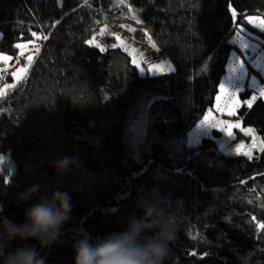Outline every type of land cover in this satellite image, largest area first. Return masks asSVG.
Masks as SVG:
<instances>
[{"label": "trees", "instance_id": "trees-1", "mask_svg": "<svg viewBox=\"0 0 264 264\" xmlns=\"http://www.w3.org/2000/svg\"><path fill=\"white\" fill-rule=\"evenodd\" d=\"M249 15L264 19V0H0V52L40 44L0 95V217L21 223L54 189L73 206L58 241L43 250L31 239L2 241L0 264L25 244L45 264H73L76 240L123 231L143 215L142 200L177 225L164 264H264V97L239 108L242 126L227 138L249 143L254 127L263 147L252 155L221 150L217 131L189 143L232 50L242 53L230 41L235 30L264 40ZM121 17L149 22L175 69L142 75L122 47L90 43L100 23ZM65 156L78 166L58 175L51 161ZM33 185L38 192L21 201Z\"/></svg>", "mask_w": 264, "mask_h": 264}, {"label": "rangeland", "instance_id": "rangeland-1", "mask_svg": "<svg viewBox=\"0 0 264 264\" xmlns=\"http://www.w3.org/2000/svg\"><path fill=\"white\" fill-rule=\"evenodd\" d=\"M253 20L251 23L258 27L264 19L257 15H249ZM242 53L232 50L226 66V73L220 85L224 84L223 91L219 87L214 105L207 111L204 118L192 129L189 134V143L197 144L205 136L216 138V131L219 133L218 145L221 150L228 153H243L252 155L255 150L263 147V140L254 127H247L246 131L251 135L249 143H232L227 138L229 132L235 127L242 126V120L238 116L241 106L253 102L261 96L264 90V83L255 73L258 71L264 77V40L247 27L239 25L230 39ZM90 43L102 49L120 46L132 57V61L138 66L142 75H155L169 72L175 69V64L166 52V46L161 44L155 36L153 26L147 21H137L127 17L116 19H105L96 29ZM18 55H11L0 52V95L6 93L28 70V57L34 58L40 44L35 40L23 41ZM248 45V47H245ZM23 53V55L21 54ZM235 53V55H233ZM4 57H10L5 60ZM33 60V59H32ZM244 64L248 75L241 81L238 65ZM237 68L236 72L232 69ZM24 69L23 72L20 70ZM15 73L16 75H13ZM257 78L256 88H249L251 77ZM239 88V90H237ZM250 91L247 98H242L240 92ZM255 96V99L252 97ZM217 97H220L218 100ZM232 115H229V112ZM238 125V126H237ZM2 241H0V244Z\"/></svg>", "mask_w": 264, "mask_h": 264}, {"label": "clouds", "instance_id": "clouds-1", "mask_svg": "<svg viewBox=\"0 0 264 264\" xmlns=\"http://www.w3.org/2000/svg\"><path fill=\"white\" fill-rule=\"evenodd\" d=\"M58 175L78 166L74 157L65 156L51 161ZM33 185L20 194L21 201L38 192ZM142 216H132L123 231L111 232L92 241L90 235L76 240L73 264H164L169 245L176 240L177 225L172 216L150 201L138 202ZM73 206L67 192L54 189L44 194L27 208L24 219L17 224L8 217H0V241L35 240L40 250L49 247L61 237L64 226L72 218ZM36 245L25 244L10 252H3V264H45Z\"/></svg>", "mask_w": 264, "mask_h": 264}, {"label": "snow or ice", "instance_id": "snow-or-ice-1", "mask_svg": "<svg viewBox=\"0 0 264 264\" xmlns=\"http://www.w3.org/2000/svg\"><path fill=\"white\" fill-rule=\"evenodd\" d=\"M233 16H235V12H233ZM248 19H249V22H252V20H253L252 17H249ZM257 26H258V27H261V28H264V21H260V23H259ZM32 35L35 36L36 34L33 33ZM23 47H24V45L17 44V48H23ZM245 47H248V45H245ZM37 51H39V49H37ZM21 54L23 55V53H21ZM233 55H235V53H233ZM4 59H5V60H8V59H10V57H4ZM32 59H33L32 56H29V57H28V61H29V62H31ZM238 69H239V71H240V77H239L238 79L242 81V80L248 75V73L246 72L243 63H241L240 65H238ZM20 71L23 72L24 69H21ZM232 71H233V72H236V71H237V68H233ZM13 75H16V74L13 73ZM257 84H258L257 78H256L255 76H252V77H251V80H250V83L248 84V87L254 89V88L257 87ZM220 88H221V90L223 91V89H224V84H223V83L220 85ZM237 90H239V88H237ZM260 94H261V96H264V90H261ZM252 98L255 99V96H253ZM217 99L219 100L220 97H217ZM250 106H251V104L249 103V107H250ZM228 114H229V115H232L233 113L230 111ZM237 126H238V125H237ZM229 135H231V132H229ZM260 227H261V228H264V224L260 225ZM193 254H194V253H193Z\"/></svg>", "mask_w": 264, "mask_h": 264}, {"label": "water", "instance_id": "water-1", "mask_svg": "<svg viewBox=\"0 0 264 264\" xmlns=\"http://www.w3.org/2000/svg\"><path fill=\"white\" fill-rule=\"evenodd\" d=\"M234 12V11H233ZM235 16H236V12H235Z\"/></svg>", "mask_w": 264, "mask_h": 264}]
</instances>
